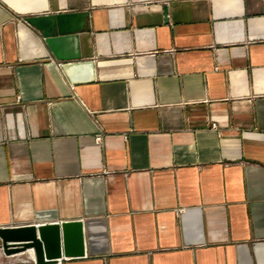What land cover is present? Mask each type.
Returning <instances> with one entry per match:
<instances>
[{"label":"crops","instance_id":"obj_1","mask_svg":"<svg viewBox=\"0 0 264 264\" xmlns=\"http://www.w3.org/2000/svg\"><path fill=\"white\" fill-rule=\"evenodd\" d=\"M62 13L93 75L25 22ZM71 221L44 264H264V0H0V229Z\"/></svg>","mask_w":264,"mask_h":264},{"label":"water","instance_id":"obj_2","mask_svg":"<svg viewBox=\"0 0 264 264\" xmlns=\"http://www.w3.org/2000/svg\"><path fill=\"white\" fill-rule=\"evenodd\" d=\"M86 18V13H62L25 19L39 32L54 61L67 77L72 67L84 65L90 67L93 75V63H78L81 60L79 53L67 49L83 31ZM0 247L6 255L28 252L35 264L55 263L64 257L81 258L84 256L83 229L77 221L3 228L0 229Z\"/></svg>","mask_w":264,"mask_h":264},{"label":"built area","instance_id":"obj_3","mask_svg":"<svg viewBox=\"0 0 264 264\" xmlns=\"http://www.w3.org/2000/svg\"><path fill=\"white\" fill-rule=\"evenodd\" d=\"M100 139H101V137H97V138H96L97 141H100Z\"/></svg>","mask_w":264,"mask_h":264}]
</instances>
